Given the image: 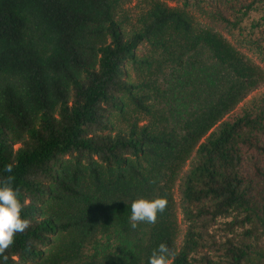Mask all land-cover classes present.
<instances>
[{
	"label": "trees",
	"instance_id": "16d2710c",
	"mask_svg": "<svg viewBox=\"0 0 264 264\" xmlns=\"http://www.w3.org/2000/svg\"><path fill=\"white\" fill-rule=\"evenodd\" d=\"M172 1L130 25L124 0H0V181L29 221L6 264H264V0Z\"/></svg>",
	"mask_w": 264,
	"mask_h": 264
},
{
	"label": "clouds",
	"instance_id": "9594fccd",
	"mask_svg": "<svg viewBox=\"0 0 264 264\" xmlns=\"http://www.w3.org/2000/svg\"><path fill=\"white\" fill-rule=\"evenodd\" d=\"M7 172H12L9 165ZM167 206L165 198L155 200L139 199L131 204L129 220L131 227L135 229L139 223L154 224L158 213H163ZM22 204L19 200V190L11 185V177L0 181V254L14 243L16 233H22L29 226L27 219L21 218ZM169 249L161 244L153 252L149 264H168ZM7 257L0 255V264H6Z\"/></svg>",
	"mask_w": 264,
	"mask_h": 264
},
{
	"label": "rangeland",
	"instance_id": "374dc122",
	"mask_svg": "<svg viewBox=\"0 0 264 264\" xmlns=\"http://www.w3.org/2000/svg\"><path fill=\"white\" fill-rule=\"evenodd\" d=\"M124 1L125 2H124V5L122 6V10L128 17V21H129L128 24L131 25L135 22L136 16L141 11L145 10L147 0H124ZM162 1L165 2L167 5L172 6V7L177 5L176 4L177 2H173L172 0H162ZM203 6L205 7V9H213L215 11L220 10V11H222L223 14L229 15L228 0H211V1H209V3L207 5H203ZM190 12L192 13L193 16L198 15L196 12H194V7L190 9ZM197 19H198V21H204L200 18H197ZM205 23H208L209 25H211L212 28H214L216 31L225 32L221 26H219V25H217L211 21H209V22L205 21ZM127 27H130V26L127 25ZM141 50H143V48L140 49L139 52ZM248 56L255 63L258 62L257 58H255L253 55L248 54ZM177 183H178V181L174 183V187L172 188V196H173V200H174V212H175V217H176V223L178 226L177 244L180 245L182 235L184 234L185 229H186V225H185V221L183 220V218L180 214V210H179L180 199L177 195ZM219 221L224 222L225 220L220 219ZM215 234L217 236H219L222 234V231L217 230V231H215Z\"/></svg>",
	"mask_w": 264,
	"mask_h": 264
}]
</instances>
